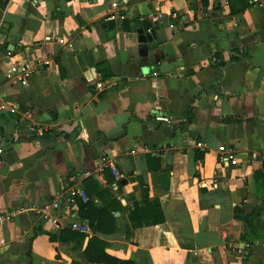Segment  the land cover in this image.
<instances>
[{
	"label": "crops",
	"instance_id": "0c3cea01",
	"mask_svg": "<svg viewBox=\"0 0 264 264\" xmlns=\"http://www.w3.org/2000/svg\"><path fill=\"white\" fill-rule=\"evenodd\" d=\"M0 1V264H112L86 258L92 236L130 264H264V211L241 237L264 204V0ZM71 171L93 208L118 202L104 230L71 209ZM56 199L55 225L36 208ZM151 200L162 222L127 231Z\"/></svg>",
	"mask_w": 264,
	"mask_h": 264
},
{
	"label": "trees",
	"instance_id": "16d2710c",
	"mask_svg": "<svg viewBox=\"0 0 264 264\" xmlns=\"http://www.w3.org/2000/svg\"><path fill=\"white\" fill-rule=\"evenodd\" d=\"M251 0H249L248 4L251 5L250 3ZM7 1H0V6L1 8H4L6 5ZM201 2L205 5L207 3V0H201ZM246 3L243 5L245 6ZM243 6H239L237 11H240L243 9ZM220 63L223 61H219ZM218 62V63H219ZM219 63V64H220ZM70 176L76 178V175L73 174V171L70 172ZM73 182V181H72ZM85 192V191H84ZM99 195H104L108 197L107 202H103L102 205H99L100 207L98 209L93 208V201L89 199H82L79 195H76L74 197V201L76 206L78 207V212L81 218L88 220L90 227L92 230H104L101 228L102 224H106V221H109V219H112V214L111 210L112 208L114 209L115 207H119L118 202L116 201L115 198H112L106 191H101L98 193ZM115 205V206H112ZM96 211V213L94 212ZM264 211V204L261 207H256L252 210V212L243 217V222L245 227L248 229L247 233H244L241 237L242 239H245L246 236H249V232H252V237L258 235H253V233H256L255 230V224L257 223V219L259 215ZM93 214L95 216H93ZM158 215V216H157ZM128 219H129V224L127 231L131 230L132 228H138L143 225H152V224H158L162 222V211L161 208L159 207V203L157 200H151L147 201L142 205L141 207L130 211L128 213ZM96 222V223H95ZM112 230H115L113 226L111 228L107 229L106 231L112 232ZM104 231V232H106ZM72 237H80L82 236L81 233H76L72 232L70 233ZM55 237L54 235H50V239L53 240ZM104 246L105 243L100 240L96 236H92V238L89 239L86 249H85V256L86 258L91 261V262H109L112 264H130L131 262L129 261H122L118 260L116 258H113L104 251Z\"/></svg>",
	"mask_w": 264,
	"mask_h": 264
},
{
	"label": "built area",
	"instance_id": "2783aa9c",
	"mask_svg": "<svg viewBox=\"0 0 264 264\" xmlns=\"http://www.w3.org/2000/svg\"><path fill=\"white\" fill-rule=\"evenodd\" d=\"M257 2L258 0L250 1L251 5ZM122 18H124V14L120 13V11L112 12L106 17L107 20L122 19ZM155 18L162 19L163 16L161 14H157ZM7 54L10 55L9 50H7ZM10 69L14 74L17 75L20 81L27 80L34 73V66L25 61L12 63L10 65ZM93 79H94V76L92 74H89L88 80L92 81ZM96 87H101V83L99 81L96 82ZM152 119L155 123H170L171 122L170 118L163 114H156ZM38 133L43 134V131L41 129H38ZM196 146L202 147L203 144L201 142H197ZM218 153H219L220 161H231L234 159V150L229 145H219ZM113 172L115 173L114 169H113ZM72 181H74V177L71 178L70 185L67 189H68V198L70 199V203H71L70 205L71 209H75L76 205H75L74 197L76 195H79L82 199L86 200V195H85L84 190L81 187L76 186V184L72 183ZM58 207H59V203L56 199L47 205H43V206L36 208V212L41 219L45 221H49L56 225L57 217L52 214V211L53 210L55 211V209H57ZM14 214H16V211L3 212L0 210V226L6 223L8 220H10V218ZM71 226L72 228L79 230V231H84L87 229L85 225L81 223H77V222L72 223Z\"/></svg>",
	"mask_w": 264,
	"mask_h": 264
},
{
	"label": "water",
	"instance_id": "95a60500",
	"mask_svg": "<svg viewBox=\"0 0 264 264\" xmlns=\"http://www.w3.org/2000/svg\"><path fill=\"white\" fill-rule=\"evenodd\" d=\"M139 34V41H146L155 38L154 29H151V25L143 22L142 26L137 29Z\"/></svg>",
	"mask_w": 264,
	"mask_h": 264
}]
</instances>
